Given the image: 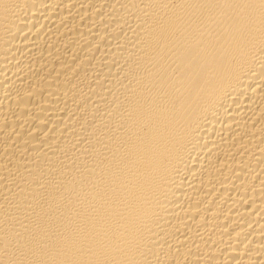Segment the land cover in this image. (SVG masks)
Wrapping results in <instances>:
<instances>
[{
	"label": "bare ground",
	"instance_id": "obj_1",
	"mask_svg": "<svg viewBox=\"0 0 264 264\" xmlns=\"http://www.w3.org/2000/svg\"><path fill=\"white\" fill-rule=\"evenodd\" d=\"M0 264H264V0H0Z\"/></svg>",
	"mask_w": 264,
	"mask_h": 264
}]
</instances>
